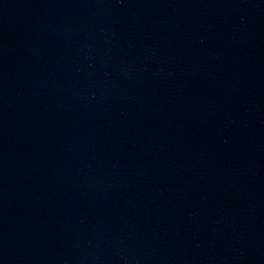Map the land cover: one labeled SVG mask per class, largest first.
I'll list each match as a JSON object with an SVG mask.
<instances>
[{"label": "water", "instance_id": "obj_1", "mask_svg": "<svg viewBox=\"0 0 264 264\" xmlns=\"http://www.w3.org/2000/svg\"><path fill=\"white\" fill-rule=\"evenodd\" d=\"M0 264H264V248L103 191L0 140Z\"/></svg>", "mask_w": 264, "mask_h": 264}]
</instances>
